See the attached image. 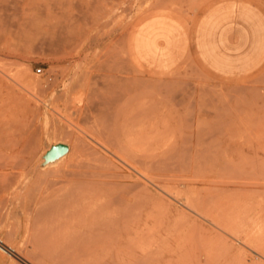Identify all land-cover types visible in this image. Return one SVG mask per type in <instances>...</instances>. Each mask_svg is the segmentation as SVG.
<instances>
[{
    "label": "rangeland",
    "instance_id": "obj_1",
    "mask_svg": "<svg viewBox=\"0 0 264 264\" xmlns=\"http://www.w3.org/2000/svg\"><path fill=\"white\" fill-rule=\"evenodd\" d=\"M147 25L152 32L146 64L138 43ZM202 45L214 63L207 62ZM255 53L259 61L244 65ZM0 75L9 84L0 92V131L19 142L18 159H35L50 143L72 139L48 127L45 114L63 123L71 119L87 142L97 140L111 151L136 141L128 153L119 151L136 154L142 172L129 167L132 160L128 165L113 156L135 171L127 174L118 164L128 182L111 174L108 179L109 170L98 169L81 150L75 164L63 168L88 175H66L67 185L92 181L115 202L125 197L132 207L143 204L142 234L132 232L129 242L117 232L89 234L81 226L77 234L82 231V240L93 242L98 252L72 253L61 243L56 258L74 264H167L158 257L168 258L169 243L156 254L147 243L161 236L175 246L174 264H264V0H0ZM119 151L115 154L125 156ZM38 173L33 182L17 186L4 185L0 176V239L27 258L24 236L37 220L52 219L62 202L46 191ZM141 173L147 180L138 185H147L151 196L137 205L138 191L130 184L140 183ZM126 187L132 197L123 196ZM137 219L130 220L132 227ZM58 236L44 238L50 249ZM0 264L26 263L0 248Z\"/></svg>",
    "mask_w": 264,
    "mask_h": 264
},
{
    "label": "bare ground",
    "instance_id": "obj_2",
    "mask_svg": "<svg viewBox=\"0 0 264 264\" xmlns=\"http://www.w3.org/2000/svg\"><path fill=\"white\" fill-rule=\"evenodd\" d=\"M4 78L0 75V92L2 91L4 86L7 88L9 87L8 86L9 84L8 85L5 84L6 80L4 81ZM25 85L28 88H31V89L34 88L33 83L26 82ZM11 91H12V89H11ZM5 92H8L7 89ZM13 95L16 99L19 100V102L25 108H27L26 106H28V103L30 101L23 93L19 94L18 92H16ZM32 96H34V95H32ZM36 105H38V104H36ZM0 106H1V103H0ZM143 106H144V101L140 105V107L143 108ZM0 108H2V107H0ZM34 108L35 107L33 105L32 107H30V108L28 107L27 109L34 110ZM38 108H39V106H38ZM42 114H44V113H42ZM60 115H61V113H60ZM53 116L54 115L51 116L50 114H45V117H44L45 124H47L48 127L50 126L51 128H53L54 130H59L60 132H62L61 134H63V135L67 134V137H68V135L71 136L72 139L69 140L70 138L68 137V140H64L65 139V137H64V139L61 138L62 140L60 139L59 141H55L53 143H50L35 159H33L32 157H26V156L20 157L18 159L16 156L19 155L20 151H21V148H18L19 142L18 143H17V141L12 142V141H9V140L3 138V136H5V135L8 136V134L4 133L2 135L1 131H0V157L4 158L3 162L0 164V176H2L1 177L2 179H5L4 185H15V186H17V185H28L30 182H33L34 177L38 173L36 171L38 169L41 171L38 174H40L42 176V177H40V176L39 177L42 178L41 180L43 182V185H46V191H49V194L52 193L57 197H61L62 202L61 203L57 202V205H56V207H58V209L60 208V210L55 209V211L53 213L54 217L52 219H49V220H42V219L40 220L39 219V220H37L34 227L32 228L33 232L31 234L28 233L26 236H24L22 241H24L25 245H22V246H25L24 248H26L27 252L31 254L32 258H30V254H29V258L32 259L36 264H74V262L72 260H69L70 258L63 260V261L56 258V256L54 254H56L55 252H57V248H58L59 244L63 243L64 244L63 247H65V249L69 250L72 253L82 252L83 255H85V253H86V255H87V253L88 254L89 253L90 254L91 253H97L98 252L97 248L94 249L92 246L93 242H91V241L85 242V240H82L83 238L80 237L81 235L83 236L82 231L79 232L80 234L79 233L77 234V232H78V230H80L81 226H82L81 228H84V229L86 228L85 230L89 234H95V233H100V232H104V231L117 232L118 236L121 237L122 241H123V238L126 237V239L130 242L131 240H129L130 238L128 236H130L132 234V232H135L138 236H139V234L141 235L142 232L144 231V226L147 225L145 223L146 221L144 222L142 217L140 218L139 216H141L143 214L142 213V210H144V208L142 207L143 206V204H142L143 200L145 198H147L148 196H151V193H150V190L147 187V185H144V184L138 185V184H141V181L143 183V182H146V180H147L144 177V179H145V181H144L142 176H144L145 174L142 175V173L140 176L141 178H139L138 177L139 175L137 174L138 175L137 177H138V180H140V183H134V184L131 183L130 184V187H133L134 189L136 188L135 190L138 191L136 193H138L137 197H138L140 203L138 201H135L136 199L133 201L136 202V204L138 202L137 205L142 204L139 207L138 206L132 207L133 205L129 204L130 200L128 198H125V197H123V198L126 200H124L122 198L120 200L118 199V202H115L113 196L108 191L106 192V191L101 190V188L99 187L100 185H97V184L93 185L92 181H91V183L88 181L91 185H89L88 182H86V183H88V185H67V183H70V180H69V178L67 179V176L68 177L70 175L72 177L76 176L75 178H77V177L79 178V176H80V177H83V179L86 176L88 177V175L80 172V170L79 171L78 170L67 171V169L65 170L63 168L65 164H66V166H68L67 162H73L75 159L74 157L80 155V153H79L80 150H81V153L84 152L86 156H88L92 161H94L96 163V165H98V169L101 168V170H102V168H105L103 170H109L108 174L105 173L107 175V178H108V175L111 174L112 178L114 176L115 179L117 178V179L121 180V179H123V177H126V180L128 179L127 176L122 174V172H121L122 170H121V167L119 165H122V168L125 166H123V164H121V163H118L119 164L118 165L117 164L118 160L115 161L116 157L119 160H121L122 163L128 162V165L130 164L129 162L133 161V163L130 164L129 167H132L133 170L137 171L136 173L142 172L143 167H142V164L140 165L137 162L135 164L134 156H136V158H137L136 154L132 157V155L134 153L131 155L129 152V154L127 155L128 150H129L128 148L130 147V149H131V147L132 148L135 147L136 141H134L133 138H130V139H133V141L135 143L134 145H132V146L128 145V147L126 145H124L126 148H123V145H121V146L119 145L120 148L122 147L123 151L127 152L126 154L122 151H119L120 149H119L118 145H114V147L115 148L117 147L118 150L113 149L114 148L113 147L111 149H113L115 151H111L110 149H108L109 147H106V145L104 146L102 143H100L97 140L96 141L92 140L91 143L87 142L86 141L87 139L85 140V138L80 136L79 131H77L78 127L77 128L73 127V125H75V124L71 121V119L66 118L67 119L66 120L65 118H63L61 116L63 119H65L67 121L66 123H63V122H60V120H59L60 116L59 115H58L59 117H56L57 115L55 117H53ZM0 117H2V115ZM69 117H70V115H69ZM49 120H50V122H49ZM125 125H124V127H126ZM128 127L129 126H127L123 130L124 135L128 134L127 133L129 130ZM0 129H2V128H0ZM138 129H139V127H138ZM80 130H82V129H80ZM130 130H131V128H130ZM86 135L88 136V134H86ZM129 135H130V132H129ZM67 137H66V139H67ZM125 137L129 138L130 136H125ZM89 138H90V136H89ZM128 138L125 139V141H127ZM141 142L144 143L143 139ZM141 142H140V144H141ZM55 143L65 144L67 147L66 150H64L62 153L58 154L56 157H54L52 159H49V160L44 159L43 156H44L45 152L47 151V149L52 144H55ZM129 144H131V143H129ZM132 144H133V142H132ZM140 144H139V146L142 145V144L141 145ZM143 146H144V144H143ZM29 147L31 148V146H29ZM138 148H141L140 150L143 149L142 146L138 147ZM138 148L136 149V151H140V150H138ZM82 149H83V151H82ZM22 150H23V148H22ZM143 150H142V152H143ZM116 151L117 152L119 151V153L120 152L124 153L125 156H123V154H121L122 156L116 155L115 154ZM132 151H131V153H132ZM142 152L140 151L141 156H142ZM111 156H112V158H111ZM113 156H116V157H114V160H113ZM130 156L132 157V159H130L131 158ZM124 157H126V158H124ZM122 158H124V159H122ZM125 159H127V161ZM137 161H139V160H137ZM118 162H120V161H118ZM73 164H75V163L73 162ZM133 164L135 166H137V168L139 167L141 169V171L139 172L138 170H136L137 168L136 169L133 168L134 167V166H132ZM137 164L140 166H138ZM124 165H126V164H124ZM51 166H54L56 169H51ZM125 168H126V170L128 169V167H125ZM129 169L131 170L132 173L135 172V171H132L131 168H129ZM129 169L127 171V174L129 172ZM15 170H17V171H15ZM123 170H124V168H123ZM8 173H11V175L8 176ZM55 173H57V176L59 177L58 180L46 179L47 175H50V174L53 175ZM103 176H104V178L106 177L105 175H103ZM119 177H121V178H119ZM97 178H99V177H97ZM89 179H91V178H89ZM108 179H110V177ZM117 179H116V181H117ZM87 180H88V178H87ZM135 180H137V179H135ZM93 182H95V181H93ZM97 182H99V181H97ZM127 182H128V180H127ZM133 182H136V181H133ZM102 183L103 182H101V180H100V184H102ZM114 184H117V182ZM117 185H115V186L117 187ZM122 185H123V183H122ZM136 185H138V186H136ZM126 188H124V190ZM130 190H132V188L125 190L123 192V194H124L123 196H125V193L127 196L128 192H129V197H132L131 195H133L132 194L133 190L131 191L132 193L130 192ZM122 191H121V193H122ZM48 197H50V195ZM119 198H121V197H119ZM145 201H146V199H145ZM136 204H134V206H136ZM145 205H146V203H145ZM59 206H61V207H59ZM163 206H165V208L169 207L170 203L163 201ZM146 214H148V213H146ZM136 215L138 216V219L136 221L137 225H136V227L134 226L135 227L134 228L131 226L130 220L133 217H135ZM69 230H71V232H72L70 234V236L68 235L70 233ZM48 233L59 234V236L61 237L57 241L54 242V244H53L54 246L52 249H50L51 245L49 247V244L44 240V238L46 237V235H48ZM85 234L86 233H84V235ZM144 234H145V232H144ZM90 236H92V235H90ZM85 238H87V235ZM89 238H91V240H92V237H89ZM135 238L136 237H134L133 239H135ZM93 240H95V238H93ZM86 241H88V239ZM118 242H119V240H118ZM166 242L169 243L168 244V258H166L162 253H160L161 255L158 258H159V260L161 258H163V260H165V262L167 264H174L178 261V256H177L175 246L173 245V243L170 242V240L167 241V239L162 238L161 236H154L147 243L149 244V247L153 250V252H154V250L156 252L157 250L160 249V246L162 245V243H165V245H166ZM24 243H22V244H24ZM20 244H21V242H20ZM119 245H120V243H119ZM96 247H98V244ZM0 248L6 252L18 257V258H20V260H22L26 264H35L29 258L25 257L15 247H13L9 244H6L1 239H0ZM83 252H85V253H83ZM28 253H27V255H28Z\"/></svg>",
    "mask_w": 264,
    "mask_h": 264
},
{
    "label": "crops",
    "instance_id": "obj_3",
    "mask_svg": "<svg viewBox=\"0 0 264 264\" xmlns=\"http://www.w3.org/2000/svg\"><path fill=\"white\" fill-rule=\"evenodd\" d=\"M151 27L152 26H148V25H147V28H149V29H147L145 27L147 29V32L145 31V28H143V30L145 31V33H144V36L142 37V39H140L141 40L140 44L138 43V45L141 47L140 49H141V54H142V56H141L142 57V60L146 64L151 60L149 58V56L147 55V51H148L149 48L147 46L148 45V42L146 40V38L152 32V28ZM201 48H202V50L204 52V57H206L207 62L214 63V58L211 56V51L208 50L207 47L203 48V45L201 46ZM259 50L257 52H259ZM259 59H260V57H258L257 54L255 53L254 56L252 57V59L251 58H248L247 60L244 61L245 62L244 65H246V66L255 65L259 61ZM222 64L227 65L229 63H227V62L224 63L223 62Z\"/></svg>",
    "mask_w": 264,
    "mask_h": 264
},
{
    "label": "water",
    "instance_id": "obj_4",
    "mask_svg": "<svg viewBox=\"0 0 264 264\" xmlns=\"http://www.w3.org/2000/svg\"><path fill=\"white\" fill-rule=\"evenodd\" d=\"M66 145L63 143H55L52 144L44 154V159L49 160L56 157L58 154L62 153L66 150Z\"/></svg>",
    "mask_w": 264,
    "mask_h": 264
},
{
    "label": "built area",
    "instance_id": "obj_5",
    "mask_svg": "<svg viewBox=\"0 0 264 264\" xmlns=\"http://www.w3.org/2000/svg\"><path fill=\"white\" fill-rule=\"evenodd\" d=\"M37 72H41V67H37Z\"/></svg>",
    "mask_w": 264,
    "mask_h": 264
}]
</instances>
